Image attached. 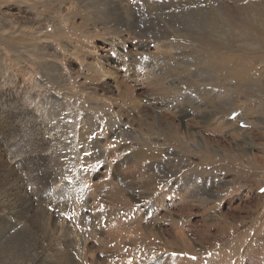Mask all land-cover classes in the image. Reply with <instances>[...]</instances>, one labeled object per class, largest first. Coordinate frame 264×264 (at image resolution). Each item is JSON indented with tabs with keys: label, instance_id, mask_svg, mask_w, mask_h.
I'll list each match as a JSON object with an SVG mask.
<instances>
[{
	"label": "rangeland",
	"instance_id": "obj_1",
	"mask_svg": "<svg viewBox=\"0 0 264 264\" xmlns=\"http://www.w3.org/2000/svg\"><path fill=\"white\" fill-rule=\"evenodd\" d=\"M188 1L0 0V264H264V111L247 132L233 92L256 87L200 58L228 50L155 15ZM207 1L232 33L264 5ZM145 72L168 98L136 92ZM81 144L105 164L84 191L67 171Z\"/></svg>",
	"mask_w": 264,
	"mask_h": 264
},
{
	"label": "bare ground",
	"instance_id": "obj_2",
	"mask_svg": "<svg viewBox=\"0 0 264 264\" xmlns=\"http://www.w3.org/2000/svg\"><path fill=\"white\" fill-rule=\"evenodd\" d=\"M188 5L192 6L194 9H191V8L181 9V8H177L174 6L173 7L174 10H169L168 12H165V13L157 12L155 15H159L161 20L166 21L167 24H169L171 26L170 29H173L174 33L180 34V35H183V33H184L185 36H187L188 41H198L199 43L205 44V46L208 50L212 49V48L215 49L219 45L224 47L225 50H228L227 52H224V54H221L219 52H215V53L214 52H210V53L205 52V53L201 54L200 58L202 60H204L203 56L204 55L206 56L205 61L207 63L205 62L206 63L205 65L208 68L207 71H209V69H210L209 67L219 68L221 71H223V74H224L223 77L227 81L232 80V81H234V83L245 84L247 86L253 85V87L254 86L256 87L255 90L245 89V91L243 90L242 92H240L239 90H235L233 92V95L236 96V98H237L238 94L242 95L244 101L241 102L243 110L241 111L240 117H241V119L246 121L245 122L247 125L246 131L249 133L250 132L254 133V135L258 136L259 134L262 133L261 129L258 126V121L260 123V119H261V116H259V113L264 111V5L262 4V7H255L254 11L251 13V16H249V14H245L244 15L245 17H238L240 15V12L236 13L238 16L233 15V17L231 18L232 19L231 24L233 25L235 23V21L240 20L242 23L239 21L240 24L237 23L236 26H242V30L244 27H246V21L243 20V18H247L248 22L250 23L249 25H247L248 30H246V28H245L242 32H237L239 30L235 29L236 32H233V33H232L231 27L229 25V21H230V18H229L230 14L229 13L231 12L230 10L226 12L222 9V7L221 8L220 7L219 8L213 7L214 5L211 3H208L207 0H205V2L203 4V5H205V7H200L199 5H194L193 0L186 2V6H188ZM183 10H188V11H183ZM236 11H240V10H236ZM218 13H221V15L219 16ZM217 15H218V17H217ZM248 18H251V20L249 21ZM225 19L227 21V24H224ZM181 20L184 23V27L182 29H185V30L181 29L182 33H180V32L178 33L179 29L177 30L176 26H178L177 23H179ZM220 21L223 24H219ZM191 23L194 26L191 29H189ZM218 24L220 27L218 26ZM160 28L164 31L159 30L157 33L149 32L150 35L152 36V38L154 39V41L160 37H164V36L166 37V35L164 34L165 33V27L161 26ZM186 30H188V31L189 30L190 31L196 30V31H198V33L195 32V34H193L194 32L191 31L189 34H187ZM221 30L225 32V35H223V37L226 36V38L229 40L228 42L222 41V42L218 43L214 40L217 37H219L218 34H220ZM216 33H218V34L216 35ZM210 35H211V37H210ZM161 40H162V38H161ZM231 41H235L238 43H237V45H235ZM23 42H25V41H23ZM37 45H39V44H37ZM41 45H43V44H41ZM230 48H233V50L230 51ZM40 51H42V50H40ZM230 53H235V54L230 55ZM225 55H229V56H231V58H226ZM50 56H51V54H50ZM231 60H232V63L228 62ZM48 61H49V58H48ZM168 66H170L169 62H165L162 64L161 69L164 70V68H166ZM152 67H154V66H152ZM189 72H192V70H189ZM146 73H148V72L140 73L139 76L137 75L138 78L144 77V79H142V80H144V84H146V85H144V84H141V86L138 85V88H136V92H139V91L140 92H149L150 91L151 94L156 95L161 99L168 98L169 97L168 94H170L168 88L164 87L163 84H161L158 79H154L153 78L154 76L150 75L148 77ZM157 78H159V77H157ZM168 83H172L171 80L168 81ZM256 91H257V93H259V95L257 97L255 96ZM233 98H235V97H233ZM228 99L231 100V102H234L232 97H230ZM252 99H255V101H252ZM224 102H225V100H224ZM170 103H172V102H170ZM231 107L236 108V107H239V105L238 104L237 105L232 104ZM254 109H258V112L254 113V111H252ZM225 110H227V108H225ZM221 114L223 115V113H221ZM260 114H263V112ZM179 116H181V113ZM109 129L112 131V128H109ZM217 129H218V126H217ZM235 131H238V130H235ZM118 132L121 133L120 130H118ZM140 143H141V141H140ZM142 145H143V143H142ZM260 151H264V147H261ZM135 155H136V153H135ZM206 157H208V155L204 154L201 156V158H203V159H205ZM238 157H241V154H239ZM234 162H235V160H234ZM250 162L251 161H248L247 163H250ZM241 163H243V162L240 160L238 164H241ZM225 164L227 166H229V164H227V163H225ZM206 165H209V164H206ZM246 168L248 169V171L250 173L257 171L255 164H248ZM45 211H46V209H43V212H45Z\"/></svg>",
	"mask_w": 264,
	"mask_h": 264
},
{
	"label": "snow or ice",
	"instance_id": "obj_3",
	"mask_svg": "<svg viewBox=\"0 0 264 264\" xmlns=\"http://www.w3.org/2000/svg\"><path fill=\"white\" fill-rule=\"evenodd\" d=\"M145 60H147V57L144 58ZM235 118V116H233V119ZM71 123V121L69 122ZM74 151H76L74 149ZM93 156L94 153L92 151L87 150L86 148L83 147V144L80 145V150L76 151V154L73 155L71 157L70 160V167H68V173H72L75 176V179L77 181H79L83 187L81 188V191H84L87 188V185L84 184V181L87 179V173L89 171H100L101 169H103L105 167V164L100 160V159H96L95 161H93ZM77 165H79V167H77ZM81 173L83 175L80 176H76L75 173ZM67 183L69 185H71L73 183V180L71 178H69V176L66 174L63 177ZM262 192H264V189L261 190ZM136 210H139L138 208ZM101 212H103V207H101L100 209ZM84 214H87V209L85 208L84 210ZM62 215H64V218L71 222L74 219V212L73 214H68L67 212L62 213ZM87 223H91L90 220L86 221ZM79 226V225H78ZM175 253H173V258H175ZM211 255V254H209ZM154 261L157 259L155 257H153ZM190 259L195 260V257H190ZM129 264H131V261L129 262Z\"/></svg>",
	"mask_w": 264,
	"mask_h": 264
}]
</instances>
